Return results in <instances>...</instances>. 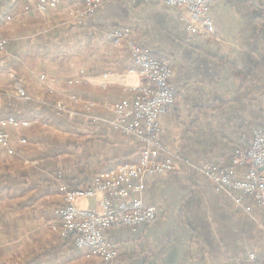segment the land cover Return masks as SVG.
I'll list each match as a JSON object with an SVG mask.
<instances>
[{
	"label": "crops",
	"instance_id": "obj_1",
	"mask_svg": "<svg viewBox=\"0 0 264 264\" xmlns=\"http://www.w3.org/2000/svg\"><path fill=\"white\" fill-rule=\"evenodd\" d=\"M37 1L0 0V33L8 39L0 51V116L32 122L12 129L10 142L0 144V185L8 178L33 193L56 183L54 191L47 186L50 193L29 194L23 201L30 204L26 208L48 204V210L29 214L30 233L54 232L57 237L38 256L11 264H41L40 258L52 255L47 264H255L250 254L264 264V208L245 200L251 206L246 211L182 159L229 165L234 151L247 148L255 131L264 130V0L216 1L209 13L214 33L204 35L188 30L180 10L158 3L114 0L86 15L81 3L63 0L55 9L40 10ZM119 27L171 61L178 98L175 111L161 117L162 139L174 156L172 169L145 177L143 201L157 207L158 217L136 230H108L106 238L118 247L119 256L106 263L99 254L88 257L87 250L62 235L56 209L69 180L85 178L90 184L99 173L140 156V141L111 124L113 104L132 97L143 81L128 40L118 46L112 42L110 34ZM74 78L78 83L70 84ZM71 94L82 105L93 103L88 113L102 120L90 123ZM57 100L72 110L57 116L50 106ZM66 117L92 128L84 131L75 167L65 165L70 174L56 176L39 145ZM21 137L27 142L22 144ZM102 196L92 197L87 210L100 211ZM52 251L57 253L49 255Z\"/></svg>",
	"mask_w": 264,
	"mask_h": 264
},
{
	"label": "built area",
	"instance_id": "obj_2",
	"mask_svg": "<svg viewBox=\"0 0 264 264\" xmlns=\"http://www.w3.org/2000/svg\"><path fill=\"white\" fill-rule=\"evenodd\" d=\"M63 0H38L40 10L55 9ZM85 6L84 14H94L103 4L114 0H69ZM135 2L158 3L180 10L188 30L193 34H213L214 22L210 17V8L218 0H133ZM131 30L125 27L114 28L110 34L114 45L128 40L136 71L142 83L132 91L133 96L123 98L113 104L111 124L127 137H136L142 144V150L136 162L118 164L99 173L94 180L77 189L67 188L63 204L56 209L62 235L73 241L79 248L87 250V256L99 254L106 263H112L119 256V249L106 238V232L112 228L125 227L136 230L142 224H151L158 217L157 207L146 205L143 193L146 190L145 177L163 174L172 169L174 156L169 152L162 139L161 117L175 111L178 91L171 84L173 75L169 59L160 58L150 50L131 39ZM8 39L0 33V51L7 48ZM42 79H46L43 75ZM70 84L78 83L74 78ZM71 101L83 106L90 112L93 103L81 104L75 94ZM57 116L68 113L69 107L63 101L50 104ZM92 124L102 118L88 115ZM32 122L14 116L0 117V144L7 145L11 140V130L28 128ZM22 144L27 142L21 137ZM184 163L197 173L210 180L215 190L232 196L246 211L251 206L245 200H251L259 208H264V130L255 131L252 143L247 148H238L230 158L229 165H196L182 158ZM241 170L242 174H238ZM102 194L100 211L81 210L76 200L82 197H96ZM250 258L256 261L255 254Z\"/></svg>",
	"mask_w": 264,
	"mask_h": 264
},
{
	"label": "rangeland",
	"instance_id": "obj_3",
	"mask_svg": "<svg viewBox=\"0 0 264 264\" xmlns=\"http://www.w3.org/2000/svg\"><path fill=\"white\" fill-rule=\"evenodd\" d=\"M68 107L72 110L71 106L68 105ZM87 114L89 113L87 112ZM66 118L67 119L60 120V122L58 121V123L54 125V134L50 133L47 138H43L42 144L39 145V147H41L40 154L45 158V165L52 167L51 172L56 176H58L59 173L63 176L70 174V171L68 172L65 169V165L69 162V164L72 163L73 165H69L70 168L75 167V160H77L80 142L83 140L82 136H86L84 131L86 129L88 130L90 127L92 128L90 124L83 125L75 122L69 117ZM73 170L75 172V169ZM39 181L41 180H37V182ZM12 184L13 181L7 178V180L2 181L0 185V262L8 264H11V262H23L26 261L28 257L39 255V251L45 248V245L53 244L51 243L52 241L49 240H55L57 237V233L54 232H51L52 234L44 231L37 232L36 234L30 233L31 230L29 227H32V224L27 220L29 214L31 212L33 213L34 210H39L41 213L43 212V208L48 210V204L44 202L41 203L40 201L36 204H32L30 208H26L29 207L30 204L23 201L25 200L24 198L30 196L29 194L42 196L50 193L49 191L51 189H47L49 185L43 184L42 187L30 193L31 190L28 191L29 188H27V186H25L24 189ZM49 187H52L54 191L56 183L53 185L50 184ZM91 201L93 200L89 197H82L76 200V205L81 210H87ZM56 205L57 204H54L50 210L54 212ZM54 224L55 223L51 224L49 227H52ZM47 226L48 225L43 228L45 229ZM54 252L56 251H52L49 255ZM52 256L50 259L54 257ZM47 258V256L40 258L41 264H47L48 260L49 262L51 261Z\"/></svg>",
	"mask_w": 264,
	"mask_h": 264
},
{
	"label": "trees",
	"instance_id": "obj_4",
	"mask_svg": "<svg viewBox=\"0 0 264 264\" xmlns=\"http://www.w3.org/2000/svg\"><path fill=\"white\" fill-rule=\"evenodd\" d=\"M74 181V182H73ZM75 181H78V183L76 184ZM88 180L83 178L82 181L81 180H77V178H73L72 180L68 181V186L70 187V189H77L80 187H85L86 185H88ZM69 241H71L73 243V241L69 238ZM0 264H8V263H2L0 262Z\"/></svg>",
	"mask_w": 264,
	"mask_h": 264
}]
</instances>
